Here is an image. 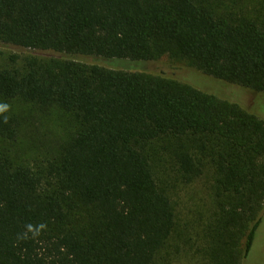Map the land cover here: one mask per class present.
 <instances>
[{
    "label": "trees",
    "instance_id": "16d2710c",
    "mask_svg": "<svg viewBox=\"0 0 264 264\" xmlns=\"http://www.w3.org/2000/svg\"><path fill=\"white\" fill-rule=\"evenodd\" d=\"M0 44L27 50H0V264L170 262L166 152L185 183L213 171L206 264L244 263L263 221L264 118L117 61L167 54L264 92V0H0ZM26 103L75 125L31 159L15 153Z\"/></svg>",
    "mask_w": 264,
    "mask_h": 264
},
{
    "label": "rangeland",
    "instance_id": "374dc122",
    "mask_svg": "<svg viewBox=\"0 0 264 264\" xmlns=\"http://www.w3.org/2000/svg\"><path fill=\"white\" fill-rule=\"evenodd\" d=\"M0 50L6 52L7 59L9 53L27 52L26 49L3 44H0ZM117 63L126 68L172 75L199 89L214 93L220 98L237 102L245 109L264 118V92H256L236 83L205 74L184 59L165 54L157 60H123ZM19 110L20 114L25 117V127L23 142L16 147V152H14L25 159H31L33 153L42 151L45 147L61 143L63 138L75 128L73 121L65 115L61 116L57 109H41L31 103H26ZM160 144L157 142L152 147H156L155 150L159 152ZM29 145L32 146L29 148ZM163 158L164 162L159 160L155 162L157 178L163 180V186L166 187L172 200L177 213L178 227V231L173 235L168 246L172 258L165 264H206L201 252L202 248H200L204 246L201 230L215 207L213 171L206 168L201 176L190 183H185L177 172V165L171 154L166 152ZM243 264H264V212L254 245Z\"/></svg>",
    "mask_w": 264,
    "mask_h": 264
},
{
    "label": "clouds",
    "instance_id": "9594fccd",
    "mask_svg": "<svg viewBox=\"0 0 264 264\" xmlns=\"http://www.w3.org/2000/svg\"><path fill=\"white\" fill-rule=\"evenodd\" d=\"M7 110V105H0V112H4Z\"/></svg>",
    "mask_w": 264,
    "mask_h": 264
}]
</instances>
